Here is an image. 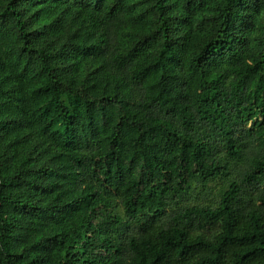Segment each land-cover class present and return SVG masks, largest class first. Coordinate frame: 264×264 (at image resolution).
I'll return each instance as SVG.
<instances>
[{"label": "trees", "instance_id": "16d2710c", "mask_svg": "<svg viewBox=\"0 0 264 264\" xmlns=\"http://www.w3.org/2000/svg\"><path fill=\"white\" fill-rule=\"evenodd\" d=\"M0 264H264V0H0Z\"/></svg>", "mask_w": 264, "mask_h": 264}]
</instances>
